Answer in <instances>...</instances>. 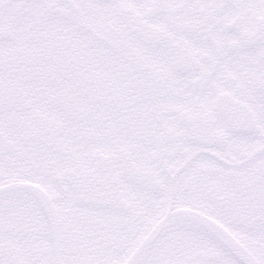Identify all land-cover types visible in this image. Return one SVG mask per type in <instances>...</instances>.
<instances>
[{
	"label": "snow or ice",
	"instance_id": "1",
	"mask_svg": "<svg viewBox=\"0 0 264 264\" xmlns=\"http://www.w3.org/2000/svg\"><path fill=\"white\" fill-rule=\"evenodd\" d=\"M0 264H264V0H0Z\"/></svg>",
	"mask_w": 264,
	"mask_h": 264
}]
</instances>
